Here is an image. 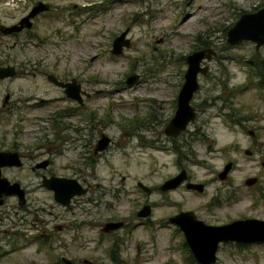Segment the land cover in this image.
<instances>
[{"label":"rangeland","instance_id":"1","mask_svg":"<svg viewBox=\"0 0 264 264\" xmlns=\"http://www.w3.org/2000/svg\"><path fill=\"white\" fill-rule=\"evenodd\" d=\"M38 2L49 8L34 17L30 32L0 33V66L17 70L14 77L0 79V149L17 145L23 153L42 152L37 161L50 155L52 164L32 170L36 160L24 158L20 167L1 168L2 176L24 188L26 205L10 195L0 206V264H62L60 255L77 264L83 259L93 264H197L189 261L182 236L171 224L120 231L121 243L115 241L118 235L100 233V225L111 217L125 218L129 226L142 221L135 212L147 199L156 203L152 222L173 214L178 205L215 225L249 215L264 219V86L258 85L256 73V66L264 64V44L226 41L240 15L257 11L264 0H0L1 24H15ZM125 29L129 46L114 55L112 40ZM198 50L211 53L200 62L208 70L198 73L201 90L191 104L206 108L171 139L164 127L176 108L185 57ZM48 73L78 80L90 93L83 107H75L49 82ZM133 73L137 79L126 84ZM206 92L214 99L203 101ZM6 93L9 109L2 107ZM52 119L58 125L54 133ZM83 127L97 139L100 133L110 138L87 164L86 156L93 155L83 154V132L75 131ZM247 129H257L255 143ZM56 136L67 140L51 155L47 149L55 146ZM245 149L252 155H245ZM228 161L232 169L219 180L217 173ZM181 168L192 181L206 183L202 193L181 187L148 195L136 186L137 181L158 186ZM41 173L85 179L95 201L74 212L53 207L52 192L40 185ZM253 176L257 182L246 185ZM70 222L88 224L64 231L50 227ZM113 242L119 262L111 260ZM216 255L215 264H264V243H220Z\"/></svg>","mask_w":264,"mask_h":264},{"label":"water","instance_id":"2","mask_svg":"<svg viewBox=\"0 0 264 264\" xmlns=\"http://www.w3.org/2000/svg\"><path fill=\"white\" fill-rule=\"evenodd\" d=\"M49 6L46 3L38 2L34 5L29 13L22 17L18 23L10 26H1L0 32L10 34L18 32L23 28H31L32 18L40 12L47 11ZM128 29L123 30L112 40L110 52L114 55L120 54L123 48L129 46V39L126 37ZM239 40H250L255 42L258 47L264 44V5L255 12L242 13L239 19L227 30L226 41L230 44ZM207 51V54H205ZM210 50H198L186 55L185 61L187 68L184 72V81L178 91L176 98V109L173 116L167 122L164 133L169 136L176 137L186 130L190 121L196 117V112L190 104L193 93L198 88V73L205 74L208 70L206 66H201L200 62L203 58H210ZM16 75V69L12 65L0 66V79L12 78ZM137 74H131L126 78V84H132L136 79ZM49 82L58 86L64 87L65 94L81 102L82 96L80 83L72 78L69 82L57 80L53 74H46ZM9 99V94L6 93L2 100V106ZM109 137L102 134L99 138L94 151H101L108 145ZM249 150H245V154H249ZM47 161L37 164L36 167H45ZM21 160L17 152L0 150V206L4 202V197L15 195L20 204L24 201V189L18 182H10L6 177L1 175L3 167H18ZM232 164L227 162L224 168L218 173L219 179H225ZM186 180V171L182 169L174 177L164 181L160 185L161 190L176 188L180 183ZM256 178L249 177L245 180V184L250 186L255 182ZM42 185L53 192L54 199L64 205L69 203L71 197L84 193V188L75 178L67 177H44ZM138 187L145 192H149V188L142 182L137 183ZM187 189L203 190V185L200 183L188 182ZM150 213V206L144 205L137 212V216L145 218ZM169 221L175 224L183 233L185 243L190 250L193 258L199 264H215L217 260L216 252L220 243H253L264 242V219L259 218H243L236 219L232 222L211 225L198 219L196 215L189 210L181 211L169 218ZM122 222L108 221L104 223L102 230L108 232L117 229ZM62 264H76L67 257H61Z\"/></svg>","mask_w":264,"mask_h":264},{"label":"flooded vegetation","instance_id":"3","mask_svg":"<svg viewBox=\"0 0 264 264\" xmlns=\"http://www.w3.org/2000/svg\"><path fill=\"white\" fill-rule=\"evenodd\" d=\"M34 6V5H33ZM32 6V7H33ZM31 7V8H32ZM31 10V9H30ZM29 10V11H30ZM29 11L27 12V14L29 13ZM26 14V15H27ZM36 16V15H35ZM34 16V17H35ZM24 17V16H23ZM34 17L32 18V26H31V28L33 27V19H34ZM22 18V17H21ZM20 18V19H21ZM19 19V20H20ZM16 23H18V22H16ZM15 23V24H16ZM12 25V24H11ZM1 26H5V25H2L1 24V22H0V27ZM8 26V25H7ZM10 26V25H9ZM31 28H23L22 30H20V31H18V32H12V33H10V34H3V33H1L2 35H11V34H13V35H17V34H20V33H24L25 34V32L24 31H26V30H29L28 32H30V29ZM31 35V37H33L34 35H32V34H30ZM16 69V68H15ZM16 74H17V70H16ZM51 74V73H50ZM54 75V74H53ZM55 76V75H54ZM56 77V76H55ZM57 78V77H56ZM72 79V78H71ZM70 79V80H71ZM57 80H59V81H62V82H69L70 80H61V79H59V78H57ZM78 81V80H77ZM184 81V80H183ZM79 82V81H78ZM52 83V82H51ZM80 83V82H79ZM183 83V82H182ZM54 84V83H53ZM55 86H57V87H59L62 91H63V93L65 94V92H64V87H61V86H58V85H56V84H54ZM182 85V84H181ZM264 86V84L262 85V87ZM80 88H81V85H80ZM264 88V87H263ZM180 89V88H179ZM201 90V87H200V85H199V83H198V88L195 90V92H197V91H200ZM81 91H83V93L81 94V96H82V100H81V102H78L77 100H75V99H72V98H70V97H68L66 94H65V96L67 97V99H69L70 101H72L74 104H75V107H77V108H79V107H83V105H84V101H85V99L84 98H88L89 96H90V93L89 92H87V91H85L84 89H82L81 88ZM195 92L193 93V95H192V98H191V100H190V104H191V101H192V99H193V96H194V94H195ZM178 94V93H177ZM209 95H210V92H206L205 93V98L203 99V101H206V100H213L214 98H211V96L209 97ZM176 98H177V95H176ZM202 99V98H201ZM210 102V101H209ZM176 105H177V103H176V100H175V107H176ZM191 106L194 108V110H195V112H196V116H197V114L198 113H203V111H204V109L206 108V105H204V104H197V105H195V106H193L192 104H191ZM208 106H209V103H208ZM2 107H7L8 109L11 107V101H10V96H9V99H8V101L6 102V104L4 105V106H2ZM66 107H63L62 108V110L61 111H64V112H67L66 111ZM176 109V108H175ZM175 112V111H174ZM196 118V117H195ZM54 120L56 119V118H53ZM52 119V120H53ZM169 121V120H168ZM53 123H54V121H53ZM51 124V126H50V128H51V130L53 131V133L55 132V131H58V125L56 124V125H54V124ZM166 126V125H165ZM241 129H243V128H246L247 126L246 125H241L240 123H239V125H238ZM165 128V127H164ZM256 130L257 129H247V133H248V135L250 136V138L252 139V141H253V143H255L256 141H257V139H258V137H257V134H256ZM75 131L77 132H83L81 135H80V137H79V139L81 140V146L83 147V149H84V153L83 154H88V153H90V151H91V154L93 155V157H91L90 155H87L86 156V158H87V160H86V162H85V164H87V162L88 161H91L90 159H93L94 158V156L95 157H97L98 156V154L101 152V151H103V150H105V149H102L101 151H97V152H95L94 151V149H95V146H96V144H97V142H98V140L99 139H97L96 137H94L93 135H92V133L90 132V131H88V129H86V127H83V128H76L75 129ZM184 132V131H183ZM103 133H100V137H101V135H102ZM181 134V133H180ZM179 134V135H180ZM178 135V136H179ZM167 136H169V135H167ZM44 137H46V134H43L42 136H41V138H44ZM99 137V138H100ZM171 139H173V138H175V137H173V136H169ZM177 137V136H176ZM67 139H64V138H60V137H57L56 136V139H53V141H52V143H54L55 144V146L52 148V149H47L48 150V152H49V154H51V155H54V154H56V153H58L57 152V144L59 143V142H64V141H66ZM109 143H110V138H109V142H108V145H109ZM107 145V146H108ZM38 147H42V146H38ZM0 150H4V151H12V152H17V154H18V156H19V158H20V160H21V163H22V160L24 159V158H30V160H36L35 161V163H34V165L31 167V169L32 170H35V169H46L49 165H51L52 164V158H51V156L50 155H48V157L49 158H45V159H43V160H40V161H37V159L38 158H40L41 156H42V152H34L33 151V154H28L27 152L26 153H23V152H21L20 150H19V148H18V146L17 145H12V146H10V148H8V149H0ZM245 150H249V154H245ZM244 150V154L245 155H252V151L250 150V149H245ZM83 156H85V155H83ZM43 161H47V163H46V166L45 167H36V165L37 164H40L41 162H43ZM228 162H230V161H228ZM227 163V162H226ZM225 163V164H226ZM224 164V165H225ZM231 164H232V162H231ZM262 165H264V162H262L261 163ZM22 165V164H21ZM20 165V166H21ZM20 166H18V167H20ZM232 166H233V164H232ZM232 166H231V168H230V170L232 169ZM3 168H6V167H3ZM223 168H224V166H223ZM222 168V169H223ZM182 169H184V168H181V170ZM229 170V171H230ZM186 171V170H185ZM229 171H228V173H229ZM220 172V171H219ZM218 172V173H219ZM179 173V172H178ZM218 173H217V176H218ZM228 173H227V175H226V178H227V176H228ZM176 174H174L173 176H170L169 178H171V177H174ZM51 176H55V177H66V176H60V175H57V174H55V173H41L40 174V178H41V183H40V185L41 186H43L42 185V180H43V178L44 177H46V178H49V177H51ZM254 177V176H253ZM67 178H69V177H67ZM71 178V177H70ZM169 178H167V179H169ZM225 178V179H226ZM249 178V177H248ZM254 178H256V180H255V182L253 183V184H255L256 182H257V180H258V178L257 177H254ZM167 179H165L164 181H166ZM247 179V178H246ZM245 179V180H246ZM77 180V179H76ZM122 180H123V178H122ZM219 180H221V179H219ZM222 180H224V179H222ZM78 181V180H77ZM163 181V182H164ZM10 182H17V181H10ZM79 182V181H78ZM138 182H141V181H137L136 182V186L138 187V185H137V183ZM162 182V183H163ZM188 182H192V183H200V184H202L203 185V190L202 191H200V192H198V191H196V190H192V189H187L186 188V184L188 183ZM19 183V182H18ZM81 185H82V187L84 188V193L83 194H81V195H75V196H73V197H71L70 198V200H69V203L67 204V205H64V204H62V203H60V202H58V201H56L55 199H54V194H53V192H52V198H53V200H54V202H53V207L55 206V207H62L64 210L66 209L67 211H71V212H74V210L75 209H79V210H82V206H83V204L84 203H88V202H90V201H95V200H92V197H90L89 195L91 194V192H93V186L89 183V182H87L85 179H82V182H79ZM143 183V182H142ZM161 183V184H162ZM20 184V183H19ZM144 184V183H143ZM161 184H159L158 186H148V185H146V184H144L145 186H147L148 188H149V192H145L144 190H142V188H140V187H138L139 188V190H141V191H143L144 193H146V194H148V195H150V194H152L153 192H156V191H161V192H164L165 194H168V193H170V192H172V191H175V190H177L178 188H181V187H184V188H186L188 191H190V192H197V193H202L203 191H204V188H205V186H206V183L205 182H194V181H192V179L189 177V175L187 174V172H186V180L184 181V182H182V183H180L176 188H174V189H168V190H161L160 189V185ZM252 184V185H253ZM21 186V185H20ZM97 186H99V185H97ZM251 186V185H250ZM22 187V186H21ZM44 187V186H43ZM23 188V187H22ZM45 188V187H44ZM24 189V188H23ZM165 199L167 200V202H168V197H165ZM169 202H170V200H169ZM171 203H173L174 204V202L173 201H171ZM217 203V202H216ZM18 204L20 205V206H25L26 205V198H25V190H24V201H23V203L22 204H20L19 202H18ZM149 205L150 206V213L145 217V218H142V217H139V216H137V212L140 210V208L141 207H143L144 205ZM155 206H156V203L154 202V201H152L151 199H147L146 201H145V203L138 209V210H136V212H135V216H136V218H138V219H143L142 221H139V222H137V223H135L133 226H129V223L127 222V220L125 219V218H117V219H115V217H111V218H109L108 220H106L105 222H108V221H112V222H118V221H120V222H122V224H121V226L119 227V228H117V229H113V230H110V231H108V232H104L103 230H102V228H103V226H104V223L105 222H103L101 225H100V233H102V234H105L106 236L108 235V236H115V235H118L117 236V238L115 239V241L117 242V243H121V242H124L123 240H119V239H124V236L123 235H119V232L120 231H124L125 230V232H130L131 231V229H132V227H134V226H136V225H140V224H144V225H147V224H149V225H152L153 223H155L156 225H158L159 227H165V226H167L168 224H171V225H173L174 226V228H175V232H177V233H180L181 234V236H182V243L184 242L185 243V240H184V236H183V233L180 231V229L175 225V224H173V223H171L170 221H169V218L171 217V216H173V215H176L177 213H179V212H181V211H186V210H189V211H192L195 215H196V217L198 218V219H200V220H202V221H204L203 219H201V218H199V216H198V214L196 213V211H194V210H191V209H182V208H179L180 207V205H178L177 206V211H175L173 214H171V215H169V216H167L166 218H163V219H160L159 220V222H152V219H151V215H152V210L155 208ZM206 207V206H205ZM23 208V207H22ZM210 208H212V207H206V209L209 211L210 210ZM243 218H259V219H262V218H260V217H256V216H251V215H249V216H244ZM243 218H241V219H243ZM205 223H207V224H211V223H208V222H206V221H204ZM86 224H88V223H86V222H81V224H78V223H76V222H70L69 224H64V225H61V224H51L50 225V227L52 228V229H55V230H58V231H64V230H66V229H69L70 227H75V228H84L85 226H86ZM160 224V225H159ZM224 224V223H223ZM211 225H215V224H211ZM217 225H221V224H217ZM128 230V231H127ZM47 236V235H46ZM38 237V236H37ZM37 237H33V238H36L37 239ZM73 237H75V238H77L78 236L77 235H73ZM46 238V237H45ZM46 240V239H45ZM118 240V241H117ZM113 243H115V242H113ZM112 243V244H113ZM232 243H234V242H232ZM264 242H253V243H236V244H238V245H241V246H249V245H254V244H263ZM186 244V243H185ZM111 251V250H110ZM190 251V250H189ZM190 254H191V252H190ZM192 255V254H191ZM61 257H62V255H60L59 256V261H61L60 259H61ZM64 257H66V256H64ZM193 257V256H192ZM68 258V257H67ZM70 259V258H69ZM70 260H72V259H70ZM111 260L112 261H114L113 259H112V257H111ZM193 262L192 263H197L196 261H195V259L193 258ZM73 261V260H72ZM217 261V260H216ZM75 262V261H74ZM82 262L84 263V264H93V261H91V260H89V259H83L82 260ZM115 262V261H114ZM76 263V262H75ZM77 264V263H76ZM197 264H199V263H197Z\"/></svg>","mask_w":264,"mask_h":264},{"label":"trees","instance_id":"4","mask_svg":"<svg viewBox=\"0 0 264 264\" xmlns=\"http://www.w3.org/2000/svg\"><path fill=\"white\" fill-rule=\"evenodd\" d=\"M203 47V46H202ZM201 47L198 46L197 49H200ZM256 73L259 77V82H258V85L262 87V85L264 84V64H258L256 66ZM52 123H53V120H52ZM54 124V123H53ZM182 246L188 256V259L190 262H193V257L192 255L190 254V251L187 247V245L183 242L182 243ZM110 256L112 257V259L115 261V262H119L118 260V249H117V244L116 243H113L112 244V247H111V251H110Z\"/></svg>","mask_w":264,"mask_h":264},{"label":"bare ground","instance_id":"5","mask_svg":"<svg viewBox=\"0 0 264 264\" xmlns=\"http://www.w3.org/2000/svg\"><path fill=\"white\" fill-rule=\"evenodd\" d=\"M8 167V166H7Z\"/></svg>","mask_w":264,"mask_h":264}]
</instances>
